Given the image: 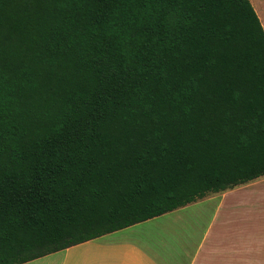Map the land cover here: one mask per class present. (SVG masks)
Returning <instances> with one entry per match:
<instances>
[{
    "label": "trees",
    "instance_id": "16d2710c",
    "mask_svg": "<svg viewBox=\"0 0 264 264\" xmlns=\"http://www.w3.org/2000/svg\"><path fill=\"white\" fill-rule=\"evenodd\" d=\"M261 177L249 0H0V264Z\"/></svg>",
    "mask_w": 264,
    "mask_h": 264
},
{
    "label": "rangeland",
    "instance_id": "374dc122",
    "mask_svg": "<svg viewBox=\"0 0 264 264\" xmlns=\"http://www.w3.org/2000/svg\"><path fill=\"white\" fill-rule=\"evenodd\" d=\"M264 30V0H249ZM195 264H264V177L232 189ZM217 200L195 202L140 225L137 232L172 257L202 238ZM230 208L226 212V208ZM228 213V214H227ZM225 222L223 228L221 223ZM160 249V248H159ZM36 264V263H34Z\"/></svg>",
    "mask_w": 264,
    "mask_h": 264
},
{
    "label": "crops",
    "instance_id": "0c3cea01",
    "mask_svg": "<svg viewBox=\"0 0 264 264\" xmlns=\"http://www.w3.org/2000/svg\"><path fill=\"white\" fill-rule=\"evenodd\" d=\"M232 193V190H227L209 194L197 201L203 203L217 200V204L199 242L194 243L193 247L190 246L189 250L184 246L179 247L174 257L165 250L163 244L159 249L150 242L148 236L137 232L140 225L153 220L151 219L24 264H195L224 209V200ZM230 208L232 209L230 206L226 208V212ZM221 226L227 227L225 222Z\"/></svg>",
    "mask_w": 264,
    "mask_h": 264
}]
</instances>
